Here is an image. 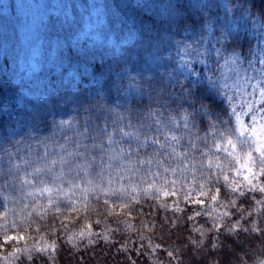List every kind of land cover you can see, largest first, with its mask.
Wrapping results in <instances>:
<instances>
[{
    "label": "trees",
    "instance_id": "16d2710c",
    "mask_svg": "<svg viewBox=\"0 0 264 264\" xmlns=\"http://www.w3.org/2000/svg\"><path fill=\"white\" fill-rule=\"evenodd\" d=\"M262 5L264 0H257L256 7L252 6V0H207L205 3H200L199 0H107L109 12L118 11V14H122L118 24H115L118 29L114 28L116 34L125 29L141 30L142 38L125 37L117 52L102 50L100 53H79L85 66L82 76L84 79L109 81L104 93H88L81 84H57L55 78L51 77L53 80L48 84L46 80H40L38 95L32 102L25 98L22 85L8 72L11 56L2 52L0 137L4 140L3 150L0 151V166L4 173H8L12 165H26L21 158L32 164L36 157L41 165L40 158L45 145L56 158L62 152L59 148L61 144H66L69 151L76 149L77 142L90 146L91 139L82 140L79 137V133L84 132L85 128L89 129V137H97L96 142L99 143L100 131L107 127L112 132L115 127L113 121H118L120 117H123L121 126L125 131H147L146 119L153 110H159L163 117L175 120L171 134L183 137L178 151H184L195 135H206V125L210 121L206 120L203 125L193 121L196 126L191 128L189 134L183 127L181 117L186 112H193L184 106L193 99L192 96L182 97L181 88L190 85L182 77L179 78V84L164 79L162 74L169 71L172 65H159L156 60L147 67V63L151 58L155 60L158 53H161L156 48L165 50L170 47L177 51V47L191 45L196 48L199 45L202 49H212L213 61L216 59L213 45L227 46L225 55L231 52L234 47L231 37L221 43L208 40L209 33L203 30L205 24L211 25L212 35L215 36H220L225 30L238 29L241 39L243 34L247 36L249 44L244 46L243 51L248 52L264 40V15L260 11ZM125 11L129 13L125 15ZM190 21H194L195 25ZM237 51L241 49L237 47ZM222 62L221 59L220 64ZM203 67L197 66L198 69ZM210 67L212 74L219 75L220 69L216 63L212 62ZM147 70H152L153 79L147 82L134 79L137 73L150 75ZM191 90L194 92L195 87ZM61 120L70 121L77 127L61 130L58 127ZM129 123L132 128L126 127ZM148 134L155 136L154 131ZM64 137L71 139L66 143ZM114 137L120 147L128 149L129 144L121 142L118 133H114ZM140 139H144L143 134ZM124 140L127 141V138ZM197 143L203 149V144L200 141ZM132 147H136L135 143H132ZM141 151L143 154V150ZM147 151L151 153L153 149L149 148ZM9 154L13 155L11 161ZM216 154L222 156L220 153ZM189 156L197 160L201 158L200 153L195 150H190ZM156 170L153 168V171ZM73 172L66 174L68 177L63 180L64 186L83 184L84 172ZM130 172H124V179H120V175L114 171L105 169L101 172L99 167L95 171L89 170L87 192L79 196L41 193L39 188L45 185L38 181L33 188H26L21 183L17 185L16 181H10L7 185L0 181V264H261L264 261V236L250 230L252 221L264 229V203H256L257 200H264L259 192H247L245 199L238 193H232L230 188L224 186L223 181L215 184L214 187L221 188V203L226 204L229 199L237 201V206L245 217L240 219V225L249 230L225 231L239 219L236 209H229L233 215L223 218L221 229L209 231L212 219L204 213H213L214 209L219 208V204L207 203L205 198V206L189 205L177 197L180 199V207L185 210L174 213L160 205L165 202L171 204L177 198L167 197L157 201L151 190L147 194L141 190L146 182L138 177L150 176L147 171L135 174L132 185L128 181L129 178L133 181V175L129 176ZM165 175L170 180L177 178L176 175ZM186 175L189 179L182 183L191 185L192 173ZM229 175L230 180H235L233 174ZM137 178L140 179L139 184L135 185ZM5 179L9 177L6 175ZM46 182L53 192L51 181ZM137 186L134 195L139 202L133 203V194L126 195L125 188L130 190ZM109 188L119 189L122 195L110 199L102 194L101 189L106 192ZM241 189L244 190L243 186ZM49 200L62 208V214L55 212L48 203ZM105 200H109V203L105 204ZM71 201L76 202L78 211L69 210ZM121 202L128 203L129 208L121 210L118 207ZM113 205L116 207L113 208ZM194 212H200L201 215L189 220L188 217ZM13 223L20 227L13 228ZM5 227L13 235L22 234L24 239L4 244L2 237ZM193 229H202L203 232ZM82 231L85 235L80 238ZM99 234H105L109 239L105 240ZM192 241H197L198 244H193ZM53 243L54 249L51 247ZM157 244L161 247L156 248ZM42 248L47 251H37ZM168 252L173 255L169 256ZM29 255L33 257L32 260L28 259Z\"/></svg>",
    "mask_w": 264,
    "mask_h": 264
},
{
    "label": "snow or ice",
    "instance_id": "6c2138e0",
    "mask_svg": "<svg viewBox=\"0 0 264 264\" xmlns=\"http://www.w3.org/2000/svg\"><path fill=\"white\" fill-rule=\"evenodd\" d=\"M256 4L257 0H252V6L256 7ZM260 11L264 15V5L260 7ZM190 22L195 25L194 21ZM203 30L209 33L208 40H215L217 43L231 37L234 45L231 52L225 55L227 46L215 47L213 45L216 56L215 61H213L212 49H202L199 45L196 48L185 45L178 48L179 59L176 60L175 65L162 75L166 81L174 84L181 83L180 77L188 82L190 86H182L181 88L182 97L194 96L195 94L191 90L192 87H195V93L203 97L200 99L197 111L201 117V125L206 120L210 121L206 125L205 136L195 135L184 151H178L183 137L171 134L175 120L171 117H163L159 110L148 113L146 119L148 129L143 132L125 131L124 127L121 126L123 117H120L118 121H113L115 127L112 132H109L107 127L100 131L99 143L96 142L97 137H89L87 134L89 129L85 128L84 132L79 133V137L82 140L91 139L90 146L77 142L76 149L69 151L66 144H61L59 148L62 152L57 159L53 157V153L49 152L45 145V151L40 158L41 166L32 168L34 178L45 185L39 188V191L41 193L52 191V188L47 186L44 177L51 176L55 180L57 177L54 173L57 165L61 169L60 175H63L64 169L71 174L73 171L87 173L89 170L95 171L99 167L101 172L105 169L116 172L120 175V179H124L123 173L126 171H131L133 175L141 171H147L150 176L156 179H152L141 189L145 194L151 190L157 201H160L161 198L179 197L186 204L200 206L206 205L205 198H207V203L216 202L219 204V208L214 209L213 213H204L212 219V228L209 231L212 229L219 231L221 229L223 218L233 215V212L229 209H236V212L239 213V219L225 231H248L249 229H244L240 225V219H245V217L241 208L237 206V201L229 199L226 204L221 203V188L214 187V185L223 181L224 186L230 188L232 193H238L239 196L245 199H247V192L259 191L264 193V181L259 179L264 177V40L260 42L262 47L257 56L251 49L248 52L243 51L244 46L248 45L249 41L244 34L243 39H241V33L236 28H233L232 31H222L220 36L212 35L213 29L210 24H205ZM237 47L241 51H237ZM249 55L252 56L251 59ZM172 59L175 58L168 57V61ZM221 59L223 64H220ZM212 62L216 63L218 69H223L219 72V75L212 74L213 70L210 67ZM198 65L204 67L198 69ZM147 72L150 75L144 76L142 73H137V77H134V79L139 78L145 82L150 81L153 79L152 70H147ZM205 93H207L206 96ZM195 102V98L189 101L190 104ZM237 106H239V110H237ZM217 109L220 110L217 111ZM101 110L103 109L101 108ZM193 115V112H186L181 117L183 127L188 130L189 134H191V128L196 126L193 122ZM245 115L250 116L248 121L243 119ZM58 127L61 130H71L77 125L72 124L70 121L61 120ZM126 127L132 128L133 126L129 123ZM141 128L143 129V125ZM97 131H99V126H97ZM152 131L155 132V136L148 134ZM114 133L121 136V142L129 144L128 149L119 146ZM141 134L144 136L143 140L140 139ZM124 138H127V141ZM64 139L67 143L71 138L64 137ZM3 140L4 138L0 137V151L3 150ZM197 141L203 144V149L200 148ZM132 143H135V148L132 147ZM149 148L153 149L151 153L147 151ZM141 150H143V154ZM190 150L198 151L201 158L197 160L195 157H190ZM216 153H223L224 156L222 157ZM97 158H99V164H97ZM12 159L13 156L9 154V161ZM21 159L24 164L32 167L28 160ZM229 162L235 166H230ZM19 167V165H12V169L16 171L10 169L8 173H4L3 167L0 166V181H4L5 185L9 184L10 181H18L20 179ZM153 168L157 170L153 171ZM187 173H192L190 177L191 185L182 183L183 180L189 179ZM230 173L243 176L244 190L241 189L239 182L234 179L230 180ZM165 174L176 175L177 178L170 180ZM6 175L9 177L7 180L5 179ZM25 175L29 174L25 173ZM197 176L199 179H197ZM25 183H31V181L26 180ZM109 183H113V181H109ZM178 184L180 185L179 188L177 187ZM72 186L79 187L78 184L74 183ZM137 188L138 186L132 187L130 190L125 188V193L130 191L133 194L131 200L133 203L139 202L134 195ZM101 192L110 199L122 195L119 189L112 190L109 188L106 192L101 189ZM179 198L173 200L171 204L165 202L160 206L174 213H181L185 209L180 207ZM104 202L108 204L109 200ZM48 203L52 205L57 214H62V208L54 201L49 200ZM256 203H264V200H257ZM112 207L115 208L116 205ZM118 207L124 210L129 208V204L121 202ZM69 210L78 211L75 201H71ZM46 214L47 212H45ZM199 215H201L200 212H194L188 219L193 220L195 216ZM5 222L7 223L6 220ZM12 227L18 228L20 225L13 223ZM250 230L260 232L264 236V229H261L255 221L251 222ZM193 231L203 232L202 229H193ZM84 235L85 233L82 231L79 237L83 238ZM99 235L105 240L109 239L105 234ZM22 239H24L22 234L13 235L7 227L4 228L2 237L4 244ZM71 240L70 237L69 241L71 242ZM192 243L198 244L197 241H192ZM51 247L54 249L55 244L53 243ZM155 247L160 248L161 245L157 244ZM213 247H216V245L213 244ZM37 251H47V249L42 248L37 249ZM168 255L172 256L173 253L168 252ZM28 259L32 260L33 257L29 255Z\"/></svg>",
    "mask_w": 264,
    "mask_h": 264
},
{
    "label": "rangeland",
    "instance_id": "374dc122",
    "mask_svg": "<svg viewBox=\"0 0 264 264\" xmlns=\"http://www.w3.org/2000/svg\"><path fill=\"white\" fill-rule=\"evenodd\" d=\"M206 1L199 0L200 3ZM124 13L126 15L129 12ZM121 16L122 14H118V11H108L107 0H0V54L6 52L11 56L8 72L12 73L15 81L22 85L25 98L32 102L38 95L37 87L41 84L40 80H46L48 84L53 80L51 77L55 78L57 84H73L74 86L81 84L88 93H104L109 86V81L84 79L82 76L85 66L79 53H100L102 50L117 52L125 37L134 36L140 40L141 30L125 29L124 34L122 30V33L119 31L116 34L115 24H118L117 21ZM261 47L260 43L251 51L258 56ZM156 50L161 53H158L159 56H156L155 60L151 58L147 67L156 60L159 65L166 64L173 67L179 59L177 51L170 47L165 50L156 48ZM170 56L175 59L168 61ZM249 58L251 59L252 56L249 55ZM243 119L248 121L250 116L245 115ZM220 154L224 156L223 153ZM33 161L36 163L32 162V167L24 165L19 168L21 181H16L17 185L21 183L26 188L36 187L37 180L34 178L32 168L41 165L38 164L36 157ZM229 163L230 166H235ZM60 171V166L57 165L54 173L57 177L55 180L51 176L44 177L54 186L53 192L47 193L55 196H62V194L79 196L87 192L89 172H84V182L78 183L77 188L73 187V184L64 186L63 180L68 177L66 175L68 172L64 169L63 175H60ZM25 173L29 175L26 176ZM132 175L133 173L130 172L129 176ZM233 176L244 188L243 176L234 174ZM132 178L133 181L131 178L128 179L130 185L132 182L134 184L135 175ZM138 178L145 180L146 184L152 180L150 176ZM138 178L135 185L139 184ZM259 179L264 181V177ZM26 180H30L31 183H25ZM129 194L130 192L126 195ZM259 194L264 199V193L259 192ZM261 264H264V261Z\"/></svg>",
    "mask_w": 264,
    "mask_h": 264
},
{
    "label": "clouds",
    "instance_id": "9594fccd",
    "mask_svg": "<svg viewBox=\"0 0 264 264\" xmlns=\"http://www.w3.org/2000/svg\"><path fill=\"white\" fill-rule=\"evenodd\" d=\"M195 95L192 96V99H196V102L195 103H192V104H185L184 106H186L187 108L191 109L195 115L193 116V121L194 122H200V114L199 112L197 111L199 109V103H200V99H202L203 97H200L198 93H195V91L193 92ZM207 95V93H205V96ZM218 111L220 109H217Z\"/></svg>",
    "mask_w": 264,
    "mask_h": 264
}]
</instances>
